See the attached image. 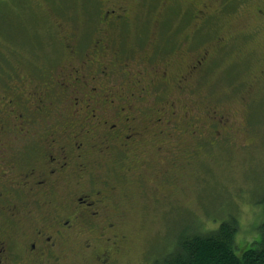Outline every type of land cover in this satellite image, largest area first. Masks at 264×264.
Returning a JSON list of instances; mask_svg holds the SVG:
<instances>
[{
  "label": "rangeland",
  "instance_id": "1",
  "mask_svg": "<svg viewBox=\"0 0 264 264\" xmlns=\"http://www.w3.org/2000/svg\"><path fill=\"white\" fill-rule=\"evenodd\" d=\"M219 1L215 2L211 20L196 30L193 0L189 4L178 0H127L131 14L120 36L126 45V60L142 67L148 62L153 64V60L168 62L169 83L157 91L164 94L149 100H153L154 106L158 101L165 105L167 97L173 96L177 102L190 103L200 114L203 131L172 146L178 134L171 123L163 128L171 131L172 136L162 142L156 137L152 143L147 140L139 147L138 152L156 147L154 162L165 163L172 158L178 167L157 181L142 166L140 170L146 174L137 191L130 177H119L118 189L125 190V194L113 198L110 206L116 214L122 213L120 230L125 239L120 241L121 251L112 253L111 264H154L174 248L182 235L216 228L229 215L238 221L235 236L241 247L236 251L238 255L242 246L254 247L259 239L258 226L264 221V22L256 18L255 11L264 6V0H231L226 7L225 1ZM100 7L101 0H0V96L8 90V82L18 83L22 89L36 83L42 104L48 103L54 93L47 86L50 77L55 78L68 64L86 58L82 53L98 38ZM216 35L224 36L225 40L212 45ZM147 41L154 42L151 55L141 48L135 53L127 50ZM204 50L208 62L202 63L193 79L191 95L182 93L178 78L173 77L190 54L200 55ZM17 92L19 98L20 91ZM172 105L176 109L174 102ZM205 106L213 107L226 118L217 117L212 119L214 125L205 126ZM60 107L64 113L57 117L37 113L35 108L27 109L29 117L36 119L34 134L31 138L25 137V133L12 137L14 144L9 147L8 158L11 202L19 195L16 186L13 189L15 177L33 151L31 146L39 126L56 119L70 125L72 104ZM161 149L164 151L160 152ZM112 159L106 160L98 171L107 172L116 180L120 164ZM174 175L180 180L177 187L168 183ZM108 216L102 212L89 228H78L67 246L59 245L56 253L60 251L63 257L55 264H100L94 252L109 247L110 234L96 226ZM11 220V214L0 215V236L10 235V244L16 248L12 251L16 253L25 219L20 215ZM87 240L92 244L90 247H86Z\"/></svg>",
  "mask_w": 264,
  "mask_h": 264
},
{
  "label": "flooded vegetation",
  "instance_id": "2",
  "mask_svg": "<svg viewBox=\"0 0 264 264\" xmlns=\"http://www.w3.org/2000/svg\"><path fill=\"white\" fill-rule=\"evenodd\" d=\"M193 1L192 12L197 30L211 20L217 0ZM224 1L225 7L231 0L219 2ZM130 14L127 0H101L100 19L96 25L98 38L93 39L82 53L86 58L76 64H68L58 71L55 78L50 77L47 86L53 88L54 93L48 103L42 104L41 90L36 83L22 89L20 84L11 82L9 85L8 82V90L0 96V215L11 214V221L20 215L25 219L18 234L21 240L18 252L12 251L16 248L10 244V235L0 236V264L59 262L63 256L60 251L56 253L58 246H67L76 236L78 228H89L102 212L109 214L108 219L96 227L109 232V247L96 250L94 257L100 264H111L112 253L121 251L120 241L125 239L120 230L122 213L116 214L110 206L113 198L125 194V190L118 189L119 177H130L129 181L137 191L145 176L144 170H140L142 166L149 169V175L157 181L178 167L172 158L165 163L163 160L154 162L156 147H145L144 152H138L139 147L147 140L152 143L154 138L160 137L162 142L165 137L172 136L171 131L163 128L171 123L178 134L172 146L180 145L184 138L193 139L196 133L203 131L200 114L190 103L177 102L173 96H168L165 105L161 101L153 105V100L164 94L157 92L158 87L163 88L169 83L168 62L153 60V64L148 62L142 67L126 60V45H123L120 36L125 31L123 25H127ZM255 16L264 22V6L256 8ZM224 40V36L216 35L212 45L221 44ZM153 45V41H147L127 50L135 53L141 48L145 54L151 55ZM68 49H71L70 44ZM206 54V50L200 55L190 54L176 77L172 76L178 78L182 93L191 95L193 79L202 63L209 60L204 59ZM169 65L171 68L172 62ZM19 72L20 69L17 74ZM17 91H20L19 98ZM173 102L177 105L176 109ZM65 103L73 106L71 114L68 113L72 117L70 125L56 119L39 126L36 140L33 145L30 144L33 151L15 177L13 189L16 186L19 195L11 202V164H8V158L9 147L14 144L12 137L25 133V137L31 138L34 134L36 119L29 117L26 110L35 108L37 113L50 117L56 114L57 117L63 115L60 106ZM203 111V116L207 118L205 126L214 125H211L214 122L212 119L217 117L226 118L213 107L205 106ZM214 131L218 133L216 126ZM22 150L25 151L24 148ZM110 158H114L110 161L120 164L116 180L107 172L99 174L98 171L99 166ZM179 181L174 175L168 183L174 187ZM110 212L114 217L112 220ZM91 245L87 240L86 247Z\"/></svg>",
  "mask_w": 264,
  "mask_h": 264
},
{
  "label": "trees",
  "instance_id": "3",
  "mask_svg": "<svg viewBox=\"0 0 264 264\" xmlns=\"http://www.w3.org/2000/svg\"><path fill=\"white\" fill-rule=\"evenodd\" d=\"M258 228L256 246L244 245L238 255L236 251L241 248L235 238L238 221L229 215L216 228L182 235L174 248L154 264H264V221Z\"/></svg>",
  "mask_w": 264,
  "mask_h": 264
}]
</instances>
